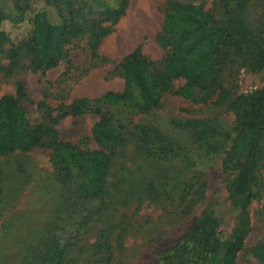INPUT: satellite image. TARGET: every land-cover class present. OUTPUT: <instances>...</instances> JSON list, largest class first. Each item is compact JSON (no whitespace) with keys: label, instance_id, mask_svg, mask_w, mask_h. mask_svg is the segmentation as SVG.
<instances>
[{"label":"rangeland","instance_id":"obj_1","mask_svg":"<svg viewBox=\"0 0 264 264\" xmlns=\"http://www.w3.org/2000/svg\"><path fill=\"white\" fill-rule=\"evenodd\" d=\"M20 1L0 0V15L6 18L3 24L10 36L0 53V98L14 94L21 84L25 97L19 105L34 124L52 127L58 140L81 150L98 149L91 129L99 116L91 111L73 115L68 105L122 91L119 63L138 46L155 69L161 68L166 51L158 36L166 0H128L115 25L100 23L110 32L96 50L90 48L86 31L64 46L65 55L55 67L45 70H32L24 54L18 64L10 65L11 43L30 29L21 20ZM29 1L31 11L43 9L52 22H58L52 1L46 0L49 5L45 0ZM179 1L202 4L204 12L217 21L240 22L263 51L261 66L243 64L239 56L229 54L216 83L194 87L189 97L177 93L186 84L180 77L172 79L158 104L145 112L123 106L105 108L120 126L124 142L110 155L106 195L101 201L77 205L69 196L64 201L67 195L47 141L28 151L0 155V264H39L43 236L52 226L51 234L62 231L66 237V232L82 231L89 215L88 230L82 239L78 236L73 250V264H98L101 255H95L91 247L95 242H107L110 247V259L106 261L105 254L100 264H158L208 207L217 214L221 237L229 236L236 217L227 191L233 171L229 152L240 127L227 106L264 87V0ZM226 3L234 5L229 15L222 8ZM89 20L98 17L84 11L77 16L79 23ZM64 73L68 75L63 77ZM144 131L147 143L142 147L138 137ZM252 191L250 224L233 264H264L252 251L264 242V161Z\"/></svg>","mask_w":264,"mask_h":264},{"label":"trees","instance_id":"obj_2","mask_svg":"<svg viewBox=\"0 0 264 264\" xmlns=\"http://www.w3.org/2000/svg\"><path fill=\"white\" fill-rule=\"evenodd\" d=\"M50 1L46 4L55 8L58 22H52L43 9L31 11L33 3L29 0H21L18 4L21 20H26L30 29L18 41L11 43L8 55L11 66L18 64L24 54L29 57L32 70L53 68L63 59L64 46L86 31L90 34V48L96 50L101 38L110 32L100 23L115 25L128 7V0ZM233 6L224 4V14H231ZM82 11L97 16L98 20L79 23L77 16ZM163 11L158 41L166 52L160 69L154 68V63L142 55L138 46L119 63L124 80L122 91H108L99 97L79 99L68 105L73 115L91 111L99 116L91 129V137L98 149L81 150L70 142L58 140L57 131L52 127L34 124L19 105L25 97V90L18 84L14 94L0 98V155L28 151L47 141L58 181L67 195L64 201L68 202L69 197L77 205L101 201L106 195L110 155L124 142L120 126L114 121L112 112L103 111L105 108L123 106L145 112L158 104L171 80L180 77L186 80V84L177 93L189 97L194 87L205 88L216 83L217 74L229 54L239 56L243 64L254 67L263 63V51L245 34L240 22L231 18L217 21L212 14L204 12L202 4L179 0H166ZM5 19L0 15V53L3 45L10 41L3 24ZM0 71H3L2 67ZM67 75L64 73L63 77ZM227 109L234 113L240 127L229 152L233 171L227 180L228 195L236 211L235 224L227 238L221 237L217 214L208 207L180 241L161 256L158 264H233L243 248L250 224L249 208L255 198L252 184L264 161V87L252 94L239 96L228 104ZM145 137V131L138 137L142 147L147 143ZM89 218L82 231L76 229L70 235L66 232V237L62 236V231L51 234L52 226L43 236L38 253L39 264H73L74 247L86 234ZM91 247H94L95 255L102 256L98 258V264L104 262L105 254L106 261L110 259L107 242H95ZM252 251L264 262V242Z\"/></svg>","mask_w":264,"mask_h":264}]
</instances>
